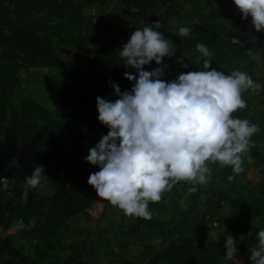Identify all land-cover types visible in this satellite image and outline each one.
Listing matches in <instances>:
<instances>
[{
    "label": "trees",
    "instance_id": "1",
    "mask_svg": "<svg viewBox=\"0 0 264 264\" xmlns=\"http://www.w3.org/2000/svg\"><path fill=\"white\" fill-rule=\"evenodd\" d=\"M9 5H4L0 0V126L4 127L7 134H11L18 144H25L34 137L35 131L44 130L42 137L36 143L39 154L57 148L61 142L68 138L76 143L78 132L76 127H87L88 133L96 128L98 138L107 135L109 128L103 125L99 119L97 97L108 102H115L119 97L115 94L113 84L119 86L121 93L131 92L135 85L134 81L125 78V72L133 74L122 62L119 51L128 43L131 35L137 29L153 27L168 40L171 38L169 23L173 19H182L181 11L183 4L193 0H116L124 4L127 10L135 8V16L138 17V27L131 34L119 38L121 30L115 25L100 24L93 15L86 14L85 10L91 6H98L110 0H9ZM182 1V2H181ZM213 21H209L191 27L188 37H180L177 28L174 32V45L179 57L189 55L183 63H179L175 56L166 57L169 67L168 73L178 70V75L189 71H202V57L196 51L197 44H204L210 52L211 68L225 74L230 72V61L234 51L243 53L244 57L251 56L254 52L255 40L252 33L244 28L236 26L244 24L248 28L252 25L251 16L243 19V14L236 7L234 0L231 7L225 13L214 12ZM142 23H139L140 21ZM159 21L161 27L155 28V22ZM64 26H79L80 29L69 32L64 37H58V41L67 45L70 49L80 51L94 44L97 51L94 58L89 60L86 56L84 69L73 65L65 59L57 50L52 39L51 32ZM232 38L240 40L241 45L232 43ZM251 51V52H249ZM78 55V54H77ZM176 63V64H175ZM152 68L155 70L161 65ZM187 64L188 67H184ZM229 65V66H228ZM23 67H60L65 73L74 74L75 84L81 89H74L70 81L60 90V98L54 111L47 109L42 103L32 97H22L18 107L11 108L6 94L8 85H14L18 79V71ZM177 67V68H176ZM150 65H146L145 71H149ZM152 70V71H153ZM211 70V69H209ZM134 75V74H133ZM79 79L82 81L79 82ZM138 78V76H137ZM242 110L237 111L240 113ZM42 121V124H39ZM254 166L262 175L260 184L254 187L257 192L254 206V214L264 216V151L252 152ZM80 161L63 165L62 168L55 166L58 180L56 191L49 195H36L28 198L25 203L24 214H19L20 204L15 200L23 195V188L17 185L13 191V197H6L5 191L0 186V226L5 228L15 218L24 220L35 219L36 226L23 230L20 236L35 231L39 212L43 209L58 210L60 213L74 214L90 206L93 198L87 193L88 181L81 182L79 176L85 171L76 172L72 167L80 166ZM228 168H223L222 175H226ZM19 180H25L29 174L20 169H12L8 174ZM87 189V190H86ZM220 200L225 201L228 197L220 190ZM164 195L160 203L150 204L152 212L151 220L133 217L136 226L145 230L149 235L155 230H163L166 222L154 215L155 211L163 212L167 209V198ZM225 196V197H224ZM19 202V201H18ZM227 226L245 234L241 244L242 254L233 260L223 259L224 243L219 239H209L210 226L204 224L201 232L193 237H188L178 232V242H171L170 250L157 252L154 261L159 264H252L250 249L258 244L257 234L264 230V220L251 232L237 217H229ZM51 232L53 228H51ZM181 233V234H180ZM13 235H0V260L6 264H34L32 258L22 248L12 241ZM235 239V237L233 236ZM26 240V239H25ZM10 256V258L7 257ZM126 264H137L134 261Z\"/></svg>",
    "mask_w": 264,
    "mask_h": 264
},
{
    "label": "clouds",
    "instance_id": "2",
    "mask_svg": "<svg viewBox=\"0 0 264 264\" xmlns=\"http://www.w3.org/2000/svg\"><path fill=\"white\" fill-rule=\"evenodd\" d=\"M243 19L252 18L257 32L264 31V0H234ZM155 28L162 25L155 22ZM191 29L180 27L178 35L188 37ZM232 43L241 45L237 38ZM201 54L202 71L180 74L177 80L161 79L163 67L145 71L144 66L155 61L162 65L165 57H173L176 49L162 33L153 27L135 30L119 51L126 67L137 70L136 75L125 72L134 81L131 92L121 93L113 84L115 102L97 97L98 119L110 130L96 147L89 150L85 160L99 167L90 174L88 184L101 200L108 201L128 217L152 219L150 204L160 203L164 195L180 182L206 186L211 178L210 164L231 167L234 175L245 171V159L255 143L252 137L259 126L233 114L247 108L243 93H258L262 86L245 72L230 74L211 68L213 52L197 44ZM251 52V51H249ZM256 58V57H253ZM183 63V57L179 60ZM184 67H188L187 64ZM211 69V70H209ZM10 161L11 166L18 165ZM44 166L35 167L26 178V186L41 185ZM258 244L250 249L252 264H264V230L257 234ZM227 260L237 256V241L228 235L224 245Z\"/></svg>",
    "mask_w": 264,
    "mask_h": 264
},
{
    "label": "rangeland",
    "instance_id": "3",
    "mask_svg": "<svg viewBox=\"0 0 264 264\" xmlns=\"http://www.w3.org/2000/svg\"><path fill=\"white\" fill-rule=\"evenodd\" d=\"M232 1L193 0L183 4L181 8L184 13L183 18L173 19L169 23L171 38L168 41L170 45H174V32L177 28L182 26L191 28L207 21L211 23L214 19L212 14L214 12L225 13L231 7ZM135 10V8L127 10L123 3L110 0L103 5L88 7L85 12L88 15H93L100 24L117 26L122 33L118 36L123 38L139 26L138 17L134 14ZM142 22L141 20L139 23ZM236 27L247 29L252 33L253 39H256L254 52L251 56L244 57L243 53L234 51L229 63L231 70L226 74H230L233 70H239L250 74L253 81L262 86L258 93H254V98L251 101L243 94L246 97L244 99L247 101V108L240 113L233 114L237 118L248 119L251 123L257 124L260 129L252 137L255 147L249 153L251 160L245 159V171L235 175V179L229 182L228 176L234 175L231 167L223 176L221 173L223 168H220L218 163L210 164L212 175L209 182L206 186L196 185L195 193L188 191L193 185L185 182L178 183L167 198V209L163 212H154L157 218L166 222L164 229H157L151 235L136 226L133 217L126 216L118 208L112 207L108 201L101 200L96 190L89 185L87 193L93 198L89 207L77 210L74 214H63L55 209L53 211L43 209L42 212L35 215L38 221L34 232L25 234V237L20 236V233L13 235V243L29 254L34 264H126L131 261L137 264H159L154 261L157 252L165 253L170 250L171 242L179 241L177 239L178 232L193 237L201 232L204 224L210 226L209 239H219L225 245L227 236H234L237 241V256L242 254L241 244L246 236L242 232L230 229L226 221L229 217H237L251 232L264 220V216L259 217L254 214L255 208L252 205L257 196L254 187L262 180V175L253 164L252 152L264 151V31L257 32L253 24L249 28L244 24ZM77 29L80 27L64 26L52 31L51 36L55 42L56 50L73 65L85 71V59L80 57L86 56L92 60L97 47L91 44L83 50L75 51L58 41L59 36L64 37ZM188 56L187 54L182 55L183 62L188 59ZM175 57L177 60L182 58L177 54ZM154 63L155 61L151 62L149 71L153 70ZM169 63L165 57L161 65L164 69L161 79L165 82L177 80L179 76L177 69L173 73L166 71ZM127 68L138 76L136 69ZM17 77L16 83L8 85L6 89L11 108L18 107L22 97H32L50 111H54L60 98V90L66 82L70 81L74 84L76 90L81 89L77 82L74 83V74L65 73L60 67H23L18 71ZM78 80L82 81L79 78ZM249 97L251 99L252 95ZM39 124H42V121H39ZM99 128L88 133L86 132L87 127L84 125L77 126L78 141L72 143L66 138L57 148L80 151L84 146L97 145L101 140L97 136ZM41 131L37 129L35 132ZM6 134L4 127L0 126V140L4 141ZM87 156L80 160L81 164L77 171L87 172V176L83 179L85 181H88L90 174L100 170L98 166L85 160ZM47 180V184L56 190V183L52 177ZM220 190L228 197L224 202L220 200ZM5 193V196L9 197L13 192ZM28 198L25 199L22 195L18 199L20 212L17 215L24 214L26 211L24 206ZM51 228H53L52 232ZM24 239L26 240L24 241ZM225 256L226 249L224 247L223 259H226ZM7 257L10 258L9 255ZM0 264L6 263L0 260Z\"/></svg>",
    "mask_w": 264,
    "mask_h": 264
},
{
    "label": "water",
    "instance_id": "4",
    "mask_svg": "<svg viewBox=\"0 0 264 264\" xmlns=\"http://www.w3.org/2000/svg\"><path fill=\"white\" fill-rule=\"evenodd\" d=\"M44 130L35 132L34 137L25 144H18L11 134H6L5 140H0V177L8 175L12 169H20L31 175L35 167L44 166V174H49L58 180L55 165L69 164L81 160L89 155V150L96 144L84 146L80 151H72L66 148H55L43 154H39L36 143L42 137ZM17 160L16 166H11L10 161ZM29 197L36 196L35 189H31Z\"/></svg>",
    "mask_w": 264,
    "mask_h": 264
},
{
    "label": "built area",
    "instance_id": "5",
    "mask_svg": "<svg viewBox=\"0 0 264 264\" xmlns=\"http://www.w3.org/2000/svg\"><path fill=\"white\" fill-rule=\"evenodd\" d=\"M4 5H9V0H3ZM87 176V172H84L81 174L78 178L81 182H86L83 180ZM25 180H19L17 181L16 178L10 177L8 175H4L0 177V186L3 191L5 192H13L15 187L17 185L21 186L23 188V198L29 197V192L31 191L30 188L26 186ZM87 190V189H86ZM36 226V220L30 219V220H24L21 218H15L13 221L9 223V225L5 228L4 226H0V235L6 236V235H15L17 233H20L23 230H28L32 227ZM25 241V239H24Z\"/></svg>",
    "mask_w": 264,
    "mask_h": 264
},
{
    "label": "crops",
    "instance_id": "6",
    "mask_svg": "<svg viewBox=\"0 0 264 264\" xmlns=\"http://www.w3.org/2000/svg\"><path fill=\"white\" fill-rule=\"evenodd\" d=\"M253 75H254V74H253ZM249 76H251V75L249 74ZM243 94L249 98V99L247 98L249 101H251V100L254 98V93H253L251 90H249L248 92H245V93H243ZM249 95H250V96L252 95L251 99H250ZM245 96H243V98H244ZM245 98H246V97H245ZM79 161H80V160H79ZM253 161H254V159H253ZM69 164H70V163H69ZM63 165H66V164L55 165V166H59L60 168H62ZM55 166H54V169H55ZM75 167H76V166L72 167V169L75 170V171L77 172V171H78V168L76 167V168H77V169H76ZM49 177H52V176L49 175V174H43V175H42L41 185H40V187H38L37 189H35L37 195L39 194V195L49 196V195L53 194V193L56 191V190L53 189V187H50V185L47 184V181H48L47 179H49ZM52 179L55 180L53 177H52ZM54 182H55V181H54ZM13 196H14V193L10 194L9 197H13ZM18 203H19V202H18L17 200H15V204H18Z\"/></svg>",
    "mask_w": 264,
    "mask_h": 264
}]
</instances>
